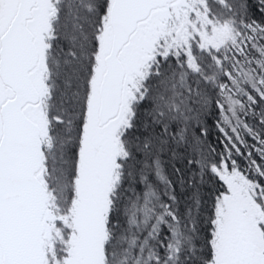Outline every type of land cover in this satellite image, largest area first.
Segmentation results:
<instances>
[{"label": "snow or ice", "instance_id": "snow-or-ice-1", "mask_svg": "<svg viewBox=\"0 0 264 264\" xmlns=\"http://www.w3.org/2000/svg\"><path fill=\"white\" fill-rule=\"evenodd\" d=\"M0 264H264V0H0Z\"/></svg>", "mask_w": 264, "mask_h": 264}, {"label": "trees", "instance_id": "trees-1", "mask_svg": "<svg viewBox=\"0 0 264 264\" xmlns=\"http://www.w3.org/2000/svg\"><path fill=\"white\" fill-rule=\"evenodd\" d=\"M257 110H258V109H257ZM215 119H218V116L209 119V126H210V127H211L212 124H214ZM219 139H222V134H220V133L218 132L217 129L213 128V129H212V135H211V137H210L211 142H212L213 144H217V141H218Z\"/></svg>", "mask_w": 264, "mask_h": 264}]
</instances>
